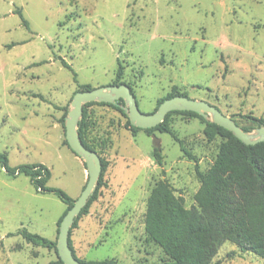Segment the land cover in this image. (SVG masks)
Returning <instances> with one entry per match:
<instances>
[{"label":"rangeland","instance_id":"obj_1","mask_svg":"<svg viewBox=\"0 0 264 264\" xmlns=\"http://www.w3.org/2000/svg\"><path fill=\"white\" fill-rule=\"evenodd\" d=\"M118 65L144 114L176 90L252 131L256 124L244 116L264 121V0H0V153L9 167L42 164L50 171L47 186L76 200L87 172L83 183L85 167L64 143L62 118L80 86L112 85ZM87 113L90 136L107 144L105 185L72 230L76 257L166 263L144 232L150 192L165 180L192 207L197 171L212 167L221 139L208 142L199 119L174 114L170 128L186 156L168 134L133 137L126 118L110 107L94 105ZM65 209L54 195L36 192L28 177H11L0 165V264L57 262L54 248L29 244L17 232L56 243ZM215 261L264 264L229 242Z\"/></svg>","mask_w":264,"mask_h":264},{"label":"trees","instance_id":"obj_2","mask_svg":"<svg viewBox=\"0 0 264 264\" xmlns=\"http://www.w3.org/2000/svg\"><path fill=\"white\" fill-rule=\"evenodd\" d=\"M16 13L22 19L24 26L28 27L21 11ZM62 64L72 71L64 61ZM122 76L123 67L118 65L112 85L124 84ZM75 77L76 74H74V79ZM129 88L134 95L132 87L129 86ZM92 89L94 88L89 85H82L78 92ZM175 96L186 95L173 90L158 101L157 107L164 100ZM94 105L110 107L124 116L126 118L124 127L132 133L133 137L138 131H144L148 135L154 132L168 134L179 144L181 151L186 156H190V154L170 128L169 119L174 114L199 119L205 125L204 136L208 142H212L216 138L221 139L218 154L212 167L205 172L197 171L200 187L194 197L195 204L192 207L186 208L182 198L175 195L173 188L165 180L157 182L150 192L146 202L144 232L146 240L158 246L166 256L167 262L164 264H220L215 261V258L221 246L226 242L233 244L241 254L251 253L264 260V143L254 146L244 145L226 129L212 124L192 112H171L157 127L141 130L130 124L128 116L123 110L124 102L118 100L114 104L97 102L86 104L83 107V115L78 126V134L82 144L86 149L98 154L102 165L97 188L78 218L75 219L69 232V247L79 262L83 264H116L113 260L88 263L77 258L70 238L72 230L77 227L81 217L89 213L90 207L98 200L100 190L105 185L103 177L106 163L101 152L107 144L102 139L96 141L90 136L92 125L87 108ZM67 113L66 111L63 115V124H65ZM244 118L255 123L257 128L264 126L262 119L250 116H244ZM241 128L245 132L251 131L247 127ZM64 143L68 147L66 140ZM153 158L158 165H161L159 150H154ZM0 165L7 175L14 178L25 175L29 178L36 192L52 194L66 206L58 221L59 226L75 200L60 189L47 186L50 179L48 168L42 164L20 165L11 168L8 165L6 155L1 153ZM83 165L85 167L84 163ZM17 235H21L27 243L34 246L56 250V243L36 234H31L26 229L20 230ZM1 247L2 242L0 241V249ZM53 264L63 263L58 257V261Z\"/></svg>","mask_w":264,"mask_h":264},{"label":"water","instance_id":"obj_3","mask_svg":"<svg viewBox=\"0 0 264 264\" xmlns=\"http://www.w3.org/2000/svg\"><path fill=\"white\" fill-rule=\"evenodd\" d=\"M124 102L123 110L126 112L130 124L138 129H153L163 123L171 112H192L205 120L222 127L232 133L241 143L254 146L264 143V126L245 132L236 122L222 114L216 107L201 101L189 99L186 96H175L164 100L151 114L142 113L135 96L126 84L110 85L94 88L89 91L77 92L71 99L69 111L65 117V140L69 149L83 161L87 172V182L73 206L67 211L58 228L56 251L63 264H83L74 256L69 247V232L82 209L87 205L89 198L95 192L100 178L102 165L98 154L84 147L78 134L79 122L83 115V107L92 102L114 104L116 101ZM156 146L159 139L152 136Z\"/></svg>","mask_w":264,"mask_h":264},{"label":"crops","instance_id":"obj_4","mask_svg":"<svg viewBox=\"0 0 264 264\" xmlns=\"http://www.w3.org/2000/svg\"><path fill=\"white\" fill-rule=\"evenodd\" d=\"M85 180H86V169L84 168L83 169V183L85 182ZM83 183H82V185H83ZM81 193V192H80ZM80 195V194H79ZM79 197V196H78Z\"/></svg>","mask_w":264,"mask_h":264}]
</instances>
